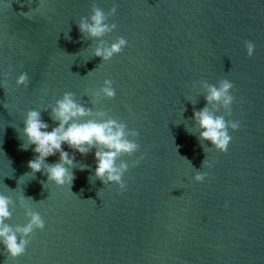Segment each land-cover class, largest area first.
<instances>
[{
  "label": "water",
  "instance_id": "1",
  "mask_svg": "<svg viewBox=\"0 0 264 264\" xmlns=\"http://www.w3.org/2000/svg\"><path fill=\"white\" fill-rule=\"evenodd\" d=\"M93 4L116 7L106 44L127 41L108 61L92 57L97 41L78 30ZM22 72L27 87L15 84ZM5 73L0 195L23 196L44 228L14 259L0 245V264H264V0H0V81ZM105 79L115 97L94 98ZM221 79L233 84L226 119L239 121L223 153L201 146L191 119L205 106L199 82ZM65 92L138 132L139 150L121 157H143L122 177L125 191L92 176L94 149L62 145L75 158L70 186L27 167L35 153L21 149L25 113L48 109L51 131L50 108ZM198 171L203 182L192 179ZM6 223H27L24 209Z\"/></svg>",
  "mask_w": 264,
  "mask_h": 264
},
{
  "label": "clouds",
  "instance_id": "2",
  "mask_svg": "<svg viewBox=\"0 0 264 264\" xmlns=\"http://www.w3.org/2000/svg\"><path fill=\"white\" fill-rule=\"evenodd\" d=\"M116 13L115 5L107 12L91 6L90 15L80 17L77 26L81 37L96 40L97 43L92 50V57H99L101 61H108L114 55L119 54L127 45L123 37H117L111 44H106L103 37L116 29V24L108 23L110 17ZM245 53L251 57L255 45L251 41L244 42ZM5 79L0 81V87L5 90L8 87L7 73ZM29 77L26 73H20L15 80L17 87L28 86ZM205 100V106L200 110H193L192 121L198 130V140L202 147V141L210 142L211 147L218 152H226L232 140L229 131L239 128V121L226 119L231 117V106L234 97L230 90L233 84L227 79L219 80L215 85L206 81H200ZM96 99L115 97L112 81L105 79L103 86L92 93ZM222 110V114L220 113ZM42 111H48L44 109ZM28 110L24 115L22 134L25 140L21 144L22 150L29 146L35 153L34 159L27 162L31 173L43 172L47 176V183L52 182L57 186L71 185L74 175V156L62 150V145L80 155H87L93 149L95 170L92 176L100 180L104 185L114 183L118 192L126 190V184L122 177L129 167H135L143 157L133 160L131 164L121 159L123 156L131 157L139 150L140 145L136 142L138 132L128 129L127 125L117 119L111 118L106 111H93L75 102L73 93L65 92L60 99L55 101L50 108V119L57 122V126L51 131L48 123L41 119V112ZM188 131V130H187ZM58 154V161L48 164L46 158ZM119 161V162H118ZM203 167H211V163L205 158ZM85 165H81L83 169ZM208 173L196 172L192 177L195 182H203ZM23 196L14 201L10 196L0 195V245H3L8 256L16 258L23 255L30 242L31 234L35 230L44 228V220L40 214L33 211ZM19 206L24 209L27 223L12 226L6 223L12 216V210Z\"/></svg>",
  "mask_w": 264,
  "mask_h": 264
}]
</instances>
